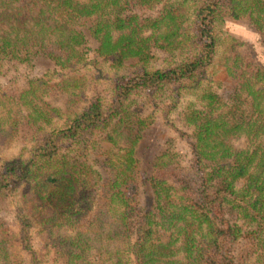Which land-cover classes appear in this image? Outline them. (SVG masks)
<instances>
[{"label": "trees", "instance_id": "trees-1", "mask_svg": "<svg viewBox=\"0 0 264 264\" xmlns=\"http://www.w3.org/2000/svg\"><path fill=\"white\" fill-rule=\"evenodd\" d=\"M1 1L0 21L14 23L0 30V264H264V143L234 144L239 119L249 143L264 133V64L214 31L223 14L246 15L264 45V0ZM86 30L113 37L97 46L105 66L88 60ZM38 57L53 66L41 70ZM96 81L103 94L90 96ZM161 86L186 100L191 155L179 165L162 153L145 169L133 155L143 121H131L139 137L121 150L117 138L130 100ZM106 138L115 155L105 151L96 173L89 150Z\"/></svg>", "mask_w": 264, "mask_h": 264}, {"label": "rangeland", "instance_id": "rangeland-1", "mask_svg": "<svg viewBox=\"0 0 264 264\" xmlns=\"http://www.w3.org/2000/svg\"><path fill=\"white\" fill-rule=\"evenodd\" d=\"M5 1H9V0H2L1 3H5ZM4 12L7 13V11L5 10ZM7 14L10 16L11 19L14 18L11 13H7ZM11 23L14 22L12 20H10L9 22L0 21V30L9 29ZM33 25L34 28L37 25V23L34 20H33ZM214 31L217 35V38L220 41L219 43L225 41V37L227 36L233 37L237 41H240L238 47L240 51L255 53L256 58L264 64V45L262 43L260 35L251 25L246 15L233 17L232 15L223 14L222 18L217 20ZM161 33L163 34V30H161L160 34ZM85 35L87 36V42L83 44L82 48L83 50L86 51L88 60L97 67L101 65L105 66L106 65L105 61L103 64V60L105 56H103L98 52L97 46L103 45L105 48L110 47L114 41L112 39L113 37L111 39H107V41H105L103 44L102 41L93 39L87 30L85 31ZM106 43H108V46H106ZM127 60L134 61L135 58L130 57L127 58ZM222 62H224L223 57L222 59L221 58L217 59L216 62L214 63L213 65L214 72L212 74V78L214 80L216 78L219 79L220 84L217 86L216 91L219 93L221 97H224V95L229 91L231 80L229 79V77L226 76V71H225L226 66ZM153 64H155V62L153 60H150V65ZM36 65L42 70L44 67L45 68L52 67L53 62L49 58L38 57L36 59ZM205 81H207V83L210 84L211 87H216L215 82H213L210 77L207 76ZM103 91H104V85L100 81H96L91 84L89 90L87 91V94L90 96H94V95L100 96L103 94ZM174 94L175 92L171 88L161 86L160 88L154 90L149 94V96H151L150 99H143L139 95H136L129 102L128 109L129 111L131 110V112L126 114V119H125L126 124H124V127H126V129L123 130L124 137L123 138L118 137L117 143L119 144V150H121L122 147L129 145L131 139L138 138L139 134H137V132L135 131H132V127L134 126L133 124H131V121L133 122H138L139 120L141 122L143 121L144 124L142 129L143 133L141 134L139 139H137L136 147H133V155L136 154V156L139 157L141 161L140 163H142V166L145 167V169L147 168V165L151 168L155 166L154 163L161 158L162 153H167V152L169 153L176 152V156L181 158V160L179 159L178 161L179 165H186L188 163V159L191 155L189 143L191 141V136H192L193 122L185 118L183 115V111L187 109L186 100L182 98H180V100H176L174 98ZM184 94H185L184 97H188L190 99H193L195 97L193 95L194 91L193 92L186 91ZM227 98L228 97H226V99ZM194 100L196 102L198 99L196 100L194 98ZM63 105L66 106L65 100L63 101ZM27 106L28 105H24V104L22 105V107L24 108H26ZM244 106H245V102H244ZM28 107L31 108L30 106ZM215 107H217V104H214L211 109V112L213 114L219 113L221 111V109L217 110L215 109ZM135 110H137V112L139 113L135 114L134 113ZM255 111L256 109H254L252 113L254 114ZM239 113L243 116V114H247V110L245 108L243 109V107L241 106V111L239 110ZM236 116H238L237 113ZM225 117L227 120H232L227 118V116ZM239 121L240 122L242 121V124L244 126L242 127L243 130H240L236 134V136L240 135L237 139L234 140V144L236 146L245 145V147L250 148L254 146V144L258 143V140L259 142L264 143V133H262L260 136L259 135L254 136L253 137L254 141L252 143H249L248 139L244 137L245 133H247L246 127H248L249 125H245L246 123L244 119H239ZM215 134L216 137H219L218 133ZM94 142L97 144V147L91 146L89 150V158L90 161L92 162L90 169L92 168L96 170L95 172L97 173L98 170H100V167H102V159L105 156L106 153L105 151H112L111 155L114 156L115 155L114 151L116 149V146L112 144V141L107 140V138L101 142L98 141H94ZM16 149L17 146L14 145V147H10L9 150L15 151ZM151 168L147 170H150ZM92 172L88 171V176H90ZM150 174H151V170H150ZM139 177L141 178L140 180L143 181L144 174L143 175L139 174ZM146 180H144L143 183L140 185L138 197L140 203L146 209H149L152 206V191L148 183H144ZM161 264H171V263L169 261L166 263L165 260H163Z\"/></svg>", "mask_w": 264, "mask_h": 264}]
</instances>
